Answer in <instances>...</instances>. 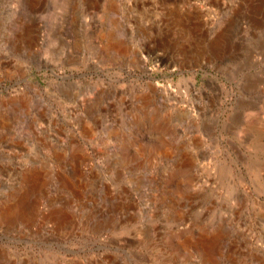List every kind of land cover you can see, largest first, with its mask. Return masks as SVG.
I'll use <instances>...</instances> for the list:
<instances>
[{
    "label": "rangeland",
    "instance_id": "obj_1",
    "mask_svg": "<svg viewBox=\"0 0 264 264\" xmlns=\"http://www.w3.org/2000/svg\"><path fill=\"white\" fill-rule=\"evenodd\" d=\"M0 264H264V0H0Z\"/></svg>",
    "mask_w": 264,
    "mask_h": 264
},
{
    "label": "water",
    "instance_id": "obj_2",
    "mask_svg": "<svg viewBox=\"0 0 264 264\" xmlns=\"http://www.w3.org/2000/svg\"><path fill=\"white\" fill-rule=\"evenodd\" d=\"M17 83H18V82H17ZM13 85H14V84L9 85V86H5L4 90H5V91H8Z\"/></svg>",
    "mask_w": 264,
    "mask_h": 264
}]
</instances>
